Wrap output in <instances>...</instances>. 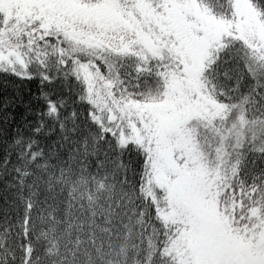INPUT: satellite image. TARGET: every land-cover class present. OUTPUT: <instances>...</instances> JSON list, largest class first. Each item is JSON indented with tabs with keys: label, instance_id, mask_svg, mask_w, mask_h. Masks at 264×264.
<instances>
[{
	"label": "snow or ice",
	"instance_id": "1",
	"mask_svg": "<svg viewBox=\"0 0 264 264\" xmlns=\"http://www.w3.org/2000/svg\"><path fill=\"white\" fill-rule=\"evenodd\" d=\"M0 264H264V0H0Z\"/></svg>",
	"mask_w": 264,
	"mask_h": 264
}]
</instances>
